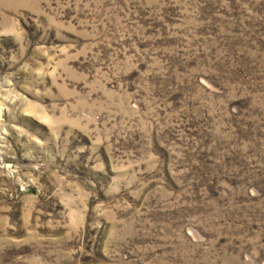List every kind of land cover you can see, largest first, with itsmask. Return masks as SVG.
Wrapping results in <instances>:
<instances>
[{"label":"rangeland","instance_id":"1","mask_svg":"<svg viewBox=\"0 0 264 264\" xmlns=\"http://www.w3.org/2000/svg\"><path fill=\"white\" fill-rule=\"evenodd\" d=\"M0 264H264V0H0Z\"/></svg>","mask_w":264,"mask_h":264}]
</instances>
